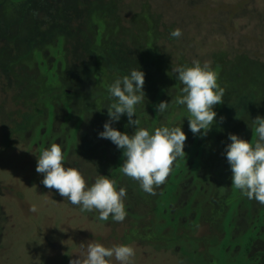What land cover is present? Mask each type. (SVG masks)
<instances>
[{"label": "rangeland", "instance_id": "obj_1", "mask_svg": "<svg viewBox=\"0 0 264 264\" xmlns=\"http://www.w3.org/2000/svg\"><path fill=\"white\" fill-rule=\"evenodd\" d=\"M193 60L210 62L225 90L206 136L193 135L186 106L175 103L183 85L172 68ZM134 68L145 99L133 119L150 133L180 125L187 137L154 195L120 171L122 150L98 136L113 102L108 85ZM257 115L264 0H0V264H69L88 241L131 246L132 264H256L264 205L231 185L223 152L229 133L254 140ZM127 119L112 126L131 135ZM50 143L89 186L101 174L126 189L123 222L44 187L36 157Z\"/></svg>", "mask_w": 264, "mask_h": 264}, {"label": "clouds", "instance_id": "obj_2", "mask_svg": "<svg viewBox=\"0 0 264 264\" xmlns=\"http://www.w3.org/2000/svg\"><path fill=\"white\" fill-rule=\"evenodd\" d=\"M170 36L178 39L182 31L174 29ZM172 72L177 74L176 78L183 85L175 103L186 106L188 126L193 135L206 136L216 123L214 106L224 103L225 90L217 83V73L210 62L201 64L198 60H193L191 66L174 67ZM143 85L144 73L139 68L117 76L108 85L109 98L113 102L106 108L108 120L98 136L110 140L122 150L120 171L137 181L144 192L154 195L155 187L165 183L174 161L186 155L183 149L187 137L180 125L160 126L150 133L139 126V119H133L136 105L145 99ZM154 107L156 112L162 114L169 103L161 101ZM122 115L128 118L126 127L132 126L134 129L131 135L112 126ZM223 119L220 118L221 122ZM252 125L254 140L250 142L229 133L228 140L231 142L225 145L223 154L231 169V185L241 195L264 205V117L257 115L252 119ZM36 159V172L43 174L41 183L45 188L55 189L72 205L79 206L82 212L95 210L101 221H108L110 216L115 222L124 221L127 216L124 204L127 192L124 187L117 191L115 180L99 174L89 186L78 169L64 166V155L58 143H50ZM30 211H36L35 205ZM76 256L69 260V264H109L112 257L119 264H132L135 251L129 245L106 248L88 241L80 244V252Z\"/></svg>", "mask_w": 264, "mask_h": 264}, {"label": "trees", "instance_id": "obj_3", "mask_svg": "<svg viewBox=\"0 0 264 264\" xmlns=\"http://www.w3.org/2000/svg\"><path fill=\"white\" fill-rule=\"evenodd\" d=\"M241 5H234V8H239ZM256 264H264V250L253 255Z\"/></svg>", "mask_w": 264, "mask_h": 264}]
</instances>
